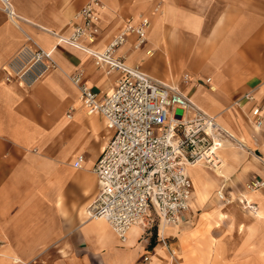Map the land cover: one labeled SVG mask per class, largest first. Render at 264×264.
Instances as JSON below:
<instances>
[{
    "label": "crops",
    "instance_id": "1",
    "mask_svg": "<svg viewBox=\"0 0 264 264\" xmlns=\"http://www.w3.org/2000/svg\"><path fill=\"white\" fill-rule=\"evenodd\" d=\"M87 1L13 0L15 21L0 7V67L28 44V37L52 51L58 65L31 89L0 82V264H144V258L146 264H169L154 213L149 227H132L124 241L106 221L86 215L99 191L93 168L112 131L102 115H87L69 77L82 74L101 97L109 96L121 77L58 42L57 35H70V23ZM100 1V33L92 48L102 51L127 21L148 18L146 46L131 53L130 37L119 54L127 52L128 64L151 79L177 87L247 148L225 143L216 152L219 166L188 169L189 209L181 224L164 228L179 262L192 260L185 238L204 220L211 223L208 237L220 220L239 218L246 210V228L264 231V222L255 225L264 219V189L245 190L248 183L264 180V0ZM147 50L152 55L146 56ZM254 107L260 109L259 128L250 114ZM79 156L84 161L75 168ZM219 192L231 203L220 205ZM243 198L255 209H243ZM211 252L207 248L200 256L204 263L210 264Z\"/></svg>",
    "mask_w": 264,
    "mask_h": 264
},
{
    "label": "built area",
    "instance_id": "2",
    "mask_svg": "<svg viewBox=\"0 0 264 264\" xmlns=\"http://www.w3.org/2000/svg\"><path fill=\"white\" fill-rule=\"evenodd\" d=\"M12 1L0 0V7L9 20L15 21ZM102 8L100 0H88L73 17L70 35L56 37L58 42L89 54L98 69L121 74L115 89L106 97L93 93L82 74L69 78L78 89L87 115H102L112 131L93 168L99 191L88 207L87 217L106 221L124 241L132 227H149L152 213L161 225L181 224L192 199L188 169L197 165L219 166L216 152L225 143L233 142V138L177 87L151 79L140 67L128 64L127 52L119 54L130 37H134L129 48L131 53L146 46L151 25L148 18L141 16L136 21H127L102 51L94 50L92 45L100 33L98 11ZM159 8L154 11L158 12ZM27 41V45L0 67V82L31 89L58 68L52 51L41 48L29 37ZM145 54L150 56L152 51L147 50ZM182 82L187 85L188 79L183 77ZM246 99L252 102L254 98L248 94ZM178 110L179 118L175 117ZM250 114L259 128L262 125L260 109L254 107ZM67 118L71 119V115ZM83 161L79 156L74 167L79 168ZM261 189H264V180L252 181L245 187L247 192ZM217 196L223 203H231L221 192ZM242 203L244 209H255L245 198ZM161 244L169 264H181L178 250L162 237ZM148 261L149 258H144L143 263Z\"/></svg>",
    "mask_w": 264,
    "mask_h": 264
},
{
    "label": "rangeland",
    "instance_id": "3",
    "mask_svg": "<svg viewBox=\"0 0 264 264\" xmlns=\"http://www.w3.org/2000/svg\"><path fill=\"white\" fill-rule=\"evenodd\" d=\"M219 204L224 205L225 203ZM243 211V216L241 215L240 219L232 216L220 220L218 226L213 229L208 237L205 235H208L211 229L209 220L201 222L198 229H191V233L185 238L190 245L189 249L191 247L193 249L190 250L193 254L189 264H206L200 256L207 251V248L212 250L210 264H217L218 260L219 264H264V233H262L264 231L261 228L248 230L246 228L250 222L248 212ZM196 222L193 220L190 226L195 228ZM261 222H264V219H256L255 225L261 224ZM161 237L164 238L162 230ZM210 241L212 242L211 245L208 244ZM215 248L217 249L215 250Z\"/></svg>",
    "mask_w": 264,
    "mask_h": 264
},
{
    "label": "bare ground",
    "instance_id": "4",
    "mask_svg": "<svg viewBox=\"0 0 264 264\" xmlns=\"http://www.w3.org/2000/svg\"><path fill=\"white\" fill-rule=\"evenodd\" d=\"M180 115H181V112L178 110L177 112H176V114H175V117H177V118H179L180 117ZM220 125V124H219ZM221 126V125H220ZM223 129H225L227 132H229L230 133V135L232 136V138H233V142L236 144V146H238V148H242V149H244V150H246L247 148L244 146V142H239L237 139H236V137H235V135L234 134H232L229 130H227L224 126H221ZM234 143L232 144V145H234ZM231 144V143H230ZM246 148V149H245ZM197 166H199V165H197ZM194 167H196V166H194ZM193 168V167H192ZM214 168H216V167H214ZM190 169V168H189ZM250 193H254V192H250ZM88 212V209L86 210V215L88 214L87 213ZM220 215V217H222V215H223V213H220L219 214ZM92 221V220H91ZM176 226V225H175ZM162 227V232H163V234L165 235V230H164V228L165 227H168V226H164V225H162L161 226ZM161 235V234H160Z\"/></svg>",
    "mask_w": 264,
    "mask_h": 264
}]
</instances>
